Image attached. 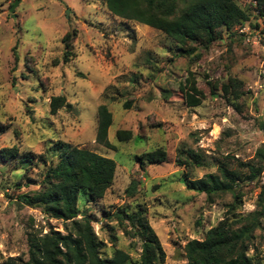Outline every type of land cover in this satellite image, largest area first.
Masks as SVG:
<instances>
[{
	"label": "rangeland",
	"instance_id": "1",
	"mask_svg": "<svg viewBox=\"0 0 264 264\" xmlns=\"http://www.w3.org/2000/svg\"><path fill=\"white\" fill-rule=\"evenodd\" d=\"M14 1L0 0V151L18 150L14 158H0V264L9 257L27 258L28 233L66 232L67 223L16 201L39 188L58 142L115 162L104 196L78 201L105 243L103 256L118 248L128 254V264H138L140 240L127 221L111 217L124 210L145 215L164 251L158 264H187L185 243L202 240L233 202L230 193L208 202L188 180L216 172L220 162L234 167L252 160L264 145V23L255 3L238 0L248 7L246 21L221 29L220 39L206 48L189 43L182 52L158 29L112 14L104 0H18L10 11ZM67 33L73 36L64 62ZM192 78L204 98L188 107L184 92ZM232 78L241 82L237 100L221 90ZM207 81L216 86L214 94ZM56 95L71 107L51 115L49 101ZM101 104L112 115L107 131L112 148L95 140ZM118 131L129 138L119 140ZM157 148L165 151L164 161L135 159ZM180 150L201 159L187 177L175 162ZM131 181L135 191L129 194ZM262 188L264 169L241 185L236 212L252 211ZM261 225L247 252L253 264H264V218Z\"/></svg>",
	"mask_w": 264,
	"mask_h": 264
},
{
	"label": "trees",
	"instance_id": "2",
	"mask_svg": "<svg viewBox=\"0 0 264 264\" xmlns=\"http://www.w3.org/2000/svg\"><path fill=\"white\" fill-rule=\"evenodd\" d=\"M237 1L104 0L112 14L158 29L173 40L182 52L187 51L184 47L189 43H199L206 48L220 39L221 29L229 31L234 25L246 21L248 7H241ZM246 1L255 3V9L264 23V0ZM72 36L67 33L62 38L64 62L67 61ZM206 83L210 93L214 94L216 86L211 81ZM240 87L241 82L232 78L221 86V90L229 94L230 99L237 100L242 94ZM203 98V93L192 78L184 92L185 104L195 107ZM62 107H71L63 95L50 98L51 115ZM111 122L112 115L107 106L99 105L95 140L106 148H112L107 139ZM129 135L128 132H117L119 140L128 139ZM52 151L53 157L40 180L39 188L17 195L16 201L19 205L38 208L48 217L67 223L66 232L50 228L45 233H28L27 258L9 257L3 264H128L130 258L121 249L115 248L110 257L102 255L105 243L96 236L90 216L78 208V201L82 197L87 202H93L104 196L113 181L115 162L94 151L64 142H58ZM17 155L18 150L14 146L0 151V158L4 160ZM165 158L166 153L162 148L135 157L140 164L161 162ZM175 162L184 168L187 177V172L199 166L201 159L193 151L180 150ZM263 169L264 145L256 149L252 160L237 161L234 167L227 162H220L216 172L188 180V186L203 192L208 202L225 193L232 195L233 202L227 206L224 218L211 227L202 240L191 239L185 243L183 250L187 264H253L247 252L254 231L262 228L264 188L258 193L256 207L252 211L243 215L236 210L241 202V185L260 177ZM134 191L135 182L131 181L125 192L132 194ZM111 217L120 223L127 221L130 233L140 240L138 264H158L163 260L162 246L144 214L136 212L129 215L124 210H118ZM110 241L114 244L116 237L111 235Z\"/></svg>",
	"mask_w": 264,
	"mask_h": 264
},
{
	"label": "water",
	"instance_id": "3",
	"mask_svg": "<svg viewBox=\"0 0 264 264\" xmlns=\"http://www.w3.org/2000/svg\"><path fill=\"white\" fill-rule=\"evenodd\" d=\"M17 1H18V0H15L14 3L11 5V7H10V9H9L10 11H11L12 8L16 5ZM69 12H70V9L67 8V9L65 10V16H66V18L68 17V13H69Z\"/></svg>",
	"mask_w": 264,
	"mask_h": 264
}]
</instances>
